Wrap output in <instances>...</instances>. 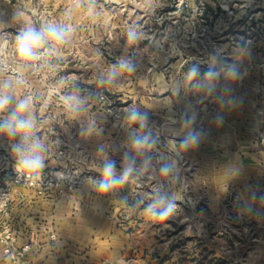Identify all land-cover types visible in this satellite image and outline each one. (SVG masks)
<instances>
[{"label":"rangeland","instance_id":"obj_1","mask_svg":"<svg viewBox=\"0 0 264 264\" xmlns=\"http://www.w3.org/2000/svg\"><path fill=\"white\" fill-rule=\"evenodd\" d=\"M49 24L66 42L21 59L17 35ZM0 90V122L30 98L45 149L27 187L87 197L106 160L130 168L100 192L125 264H264V0H0ZM160 197L164 220L145 211Z\"/></svg>","mask_w":264,"mask_h":264},{"label":"crops","instance_id":"obj_2","mask_svg":"<svg viewBox=\"0 0 264 264\" xmlns=\"http://www.w3.org/2000/svg\"><path fill=\"white\" fill-rule=\"evenodd\" d=\"M14 144L0 137V177L14 170L12 155L4 159L2 152ZM82 193L87 197L14 186L8 210L0 213V238L8 236L0 239V264H125L133 237L108 214L115 199L94 186Z\"/></svg>","mask_w":264,"mask_h":264},{"label":"clouds","instance_id":"obj_3","mask_svg":"<svg viewBox=\"0 0 264 264\" xmlns=\"http://www.w3.org/2000/svg\"><path fill=\"white\" fill-rule=\"evenodd\" d=\"M69 31L70 29L55 24H49L39 30L28 27L22 30L16 37L17 54L24 60L38 59V49L45 48L46 45H62L66 42ZM128 38L130 41H133L135 39V33L130 32ZM121 67H128V70H132L130 66L123 63ZM191 71L195 75L197 69L193 68ZM232 74L235 75L234 69L232 70ZM11 100L10 95L0 90V113L5 112L9 108ZM26 113L28 115H25ZM129 118L131 120L143 119L137 112L130 113ZM33 126L34 122L30 115V98L19 100L7 118L0 122V133H6L10 137L22 134L19 143L12 146V153L15 155L17 168L28 173L39 172L45 166L43 155L45 151L44 146L39 138L29 135ZM133 143L139 145L141 144V140L138 138ZM184 143L186 145H194L197 143V137L193 135L186 139ZM167 170L166 168L165 171ZM129 171L130 168L125 170L123 176L117 177L115 162L106 160L100 174L101 179L93 181V183L98 191L107 192L115 185L122 183L126 179ZM174 210V203L167 200L166 197H160L156 203L149 205L145 211L152 218L164 220Z\"/></svg>","mask_w":264,"mask_h":264},{"label":"built area","instance_id":"obj_4","mask_svg":"<svg viewBox=\"0 0 264 264\" xmlns=\"http://www.w3.org/2000/svg\"><path fill=\"white\" fill-rule=\"evenodd\" d=\"M41 177L25 171H14L7 173L4 177H0V213H5L10 205L12 188L17 185L32 186L41 182ZM54 180L47 181L48 184H53ZM1 241L8 240V236L0 238ZM11 245L5 247L6 253H11Z\"/></svg>","mask_w":264,"mask_h":264}]
</instances>
